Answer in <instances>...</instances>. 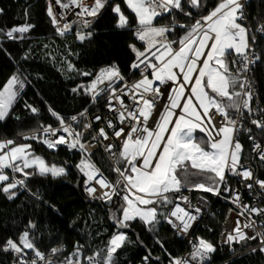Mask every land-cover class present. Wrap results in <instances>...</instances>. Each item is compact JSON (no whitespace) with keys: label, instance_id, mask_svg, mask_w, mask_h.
<instances>
[{"label":"snow or ice","instance_id":"snow-or-ice-1","mask_svg":"<svg viewBox=\"0 0 264 264\" xmlns=\"http://www.w3.org/2000/svg\"><path fill=\"white\" fill-rule=\"evenodd\" d=\"M213 2L209 8L205 0H122V4L112 0H46V15L54 34L64 37L75 29L74 40L81 45L92 41L97 21L109 12L114 29L131 32L134 42L126 45L131 62L127 72L116 61L80 69L72 60L79 53L67 44L63 55L59 49L49 51L45 44V58L54 65L59 58L57 70L73 82L66 91L73 98L90 99L91 107L104 101L105 111L90 116L91 107H86L66 117L48 105L47 111L56 122L53 127L39 123L40 109L25 102L30 118L38 122L12 139H0V192L12 200L30 177L57 178L66 173L64 166L49 165L35 155L29 141L53 151L59 146L70 152L77 150L81 158L75 167L84 191L92 200L110 206L108 219L114 230L104 247L91 255H85L90 246L79 242L65 255L63 243L49 247L58 234L49 232L44 242L42 235L36 234L38 224L30 219L18 234L0 238V253L10 255L12 264H116L118 250L129 241L126 230L137 219L152 233L163 222L176 235L191 236L193 223L206 211L203 194L223 198L233 206L225 217L221 245L234 252V244L244 247L251 241L256 247L248 251L264 254V206H257L264 201V109L252 108L253 85L248 77L254 64L264 62V47L256 50V34L264 35V12L249 21L250 0ZM176 14L192 22L177 24L173 19L170 25H157L158 19ZM33 28L24 23L0 30V36L22 41ZM177 35V39L169 38ZM137 72L140 78L129 83L128 75ZM77 79L80 82H75ZM29 83L19 73L3 83L0 121L11 115ZM96 124L102 126L96 128ZM197 131L202 134L200 139ZM241 133L246 134L252 155L247 164ZM21 138L24 142H17ZM101 149V162H109L108 176L114 173V182L93 162ZM229 175L240 181L252 203H245L242 194L230 186ZM195 177L207 179L196 182ZM185 189L202 193L195 205L182 194ZM155 243L164 249L161 240ZM188 244L190 251L184 255L172 256L164 249L168 264H210L216 251L213 243L196 236ZM58 256L63 259L57 260ZM160 261L161 257L152 258L149 253L141 264Z\"/></svg>","mask_w":264,"mask_h":264},{"label":"trees","instance_id":"trees-1","mask_svg":"<svg viewBox=\"0 0 264 264\" xmlns=\"http://www.w3.org/2000/svg\"><path fill=\"white\" fill-rule=\"evenodd\" d=\"M113 3H121L122 0H112ZM209 8L214 6L213 0H205ZM0 30H8L13 26L24 23L34 25V28L21 40H9L0 36V87L13 73H19L22 78H27L30 83L24 89L18 101L13 105L11 115L0 121V139H12L19 131H27L28 128L37 124L36 118H30L25 110V102L38 107L41 111L39 123L56 124L47 111L48 105L62 115L68 117L78 112L87 103L88 99L73 98L66 91L73 85L72 81H66L64 76L57 70L60 60L57 59L54 65L45 58L44 45L49 46V51L59 49V54L65 52V44L79 57H72L73 62L80 69H91L100 67L105 63L116 61L125 72L128 71L129 50L126 45L134 42L131 32L127 30H116L112 27L113 21L109 12H105L97 21L94 31L96 36L90 43L81 45L74 40L75 29L72 34L64 37L56 36L49 18L46 15V0H0ZM27 10V16L25 12ZM187 10V9H186ZM196 11V10H193ZM248 18L251 21L258 12H264V0H250ZM203 14H207L206 12ZM198 18V17H195ZM175 19L177 24H190L183 14H176L175 17L166 15L156 21L157 25H170ZM249 27L255 28L249 23ZM130 27H132L130 25ZM183 35V32H178ZM177 36H170V39H177ZM259 41L257 51L264 47V35L256 34ZM140 47V43L136 42ZM31 50V51H30ZM30 53L27 59L25 54ZM229 61L232 56H229ZM264 75V62H259L255 67V76L258 82ZM39 77V79H38ZM136 75H128V79H134ZM75 82H80L77 79ZM46 102V103H45ZM16 117L20 119L17 120ZM17 142H24L22 138ZM32 144L36 155L44 158L48 164L64 166L66 173L60 177L35 175L28 179L24 189L17 190V196L9 200L0 192V238H7L12 234H18L31 219L38 224L37 235H42L43 241L47 242L49 232L58 234L56 240L49 244V247H56L63 243L67 253L73 251L74 245L79 242L90 246V251L102 249L114 230V225L109 216V205L99 200H92L85 191L81 175L76 169L80 153L76 150L69 151L67 148L58 147L55 151L47 149L36 141H29ZM101 152L95 153L93 161L101 167L106 175L109 173V162H101ZM8 173L11 175L10 170ZM19 176V174H17ZM114 174L109 176L113 178ZM195 181H204L206 177H195ZM38 196L39 199H36ZM218 217L209 219L212 227L206 232L207 240L213 243L216 251L210 258V263L219 264H264V254L250 252L242 253L234 258L226 260L233 254L248 247L253 242L242 247L234 244L233 252L227 245H217L216 235L219 230ZM99 233V235H97ZM129 241L118 250L115 256L116 264H137L144 255L151 253V257H161L159 264H166V254L177 255L185 249L184 242L180 241L174 231L166 223L156 226L155 233L149 232L140 221L131 223L126 230ZM159 239L164 245L155 243ZM44 251V248H41ZM62 260L63 256L56 257ZM0 264H12V257L0 253Z\"/></svg>","mask_w":264,"mask_h":264},{"label":"built area","instance_id":"built-area-1","mask_svg":"<svg viewBox=\"0 0 264 264\" xmlns=\"http://www.w3.org/2000/svg\"><path fill=\"white\" fill-rule=\"evenodd\" d=\"M57 13H58V10H57ZM158 26H161V25H158ZM138 43H140V42H138ZM233 58H234V54L232 56V59ZM258 63L259 62L254 64L250 68V71L248 73V77L250 78V80L252 82V85H253L252 91H253L254 99L250 103H251V106H252V108L254 110L257 107H259L260 109H264V75L262 76L260 82H258V80L256 79V76H255V67L257 66ZM135 75H136V78L128 79L129 83H131L133 80H136V79L140 78L139 72H137ZM103 103H104V101H98L97 102V107H91V100L88 99L87 103L79 111H82L86 107H91V113L89 114L90 116L92 114L97 113V111H99L100 114H103L104 111H105L104 108H103ZM76 113L77 112L71 114L70 116L75 115ZM70 116H68V117H70ZM233 118H235V117L233 116ZM52 126L55 127L56 124H54ZM101 126L102 125H100V124H96V128H99ZM248 126L249 125L246 123L245 127H248ZM239 135H240L241 143L244 146V156H245L244 163L247 164V163H249L252 160V155H251V152H250L249 143L247 141L246 134L241 133ZM85 142H87V141H85ZM59 147L66 148L65 146H59ZM98 152H101L104 155L103 149H101ZM252 166L255 168V162H253ZM228 183L230 184V186L233 189L238 190L242 194V198H243L245 203H252L250 194L241 185V183H240V181L238 179H236V178L232 177L231 175H229ZM182 194L189 196L192 204H194V205L197 203L198 198L202 195V193L197 192V191H193V192L190 193L187 189H185ZM203 195H204V198L207 200L206 211H204L201 219H199L197 222L193 223V226L190 229L191 236L181 237V236H178V235L175 234V236L180 241L184 242V244H185V249L181 253H179L177 255H184L185 253L190 251V245L188 244V240H191V239H193L196 236H200V237H202V238L207 240V237H206L205 233L206 232H210L211 229H212V227H211V225L209 223V219L216 218L220 214H221V217L219 219V230H218L217 235H216V244L221 246V243H220V241H221V233L224 230L223 226L225 224V217H227L228 214H229V211H228L229 208L233 207V206L229 202H227L225 199H223V198H217V197L212 196L211 194H203ZM257 206H264V201H261L259 204H257ZM234 219H235V217L233 218V220ZM251 247H256V243H252L248 247H246V248L240 250L239 252L233 254L232 256L227 258L226 260L234 258V257H236V256H238V255H240L242 253L249 252L248 249L251 248ZM89 255H91V254H89ZM177 255H172V256H177ZM144 256H146V255H144ZM144 256H142V258ZM142 258H141V260L139 262H137V264H141ZM166 264H168L167 255H166ZM210 264H212V263H210ZM214 264H219V263H214Z\"/></svg>","mask_w":264,"mask_h":264},{"label":"rangeland","instance_id":"rangeland-1","mask_svg":"<svg viewBox=\"0 0 264 264\" xmlns=\"http://www.w3.org/2000/svg\"><path fill=\"white\" fill-rule=\"evenodd\" d=\"M195 135H196V137H197V139H200L201 138V136H202V134L201 133H199V131H197L196 133H195ZM36 155V154H35ZM39 156V155H38ZM80 158H81V155H80ZM80 158H79V160H78V162L80 161ZM77 162V163H78ZM94 162V161H93ZM95 163V162H94ZM49 165H51V164H49ZM58 166H60V165H58ZM9 174V173H8ZM105 174V173H104ZM114 174V173H113ZM10 175V174H9ZM106 175V174H105ZM106 176H108V175H106ZM108 178H109V176H108ZM110 180H112L113 182L115 181V179H116V177H115V174H114V176H113V178L111 179V178H109ZM207 179V178H206ZM202 181V180H201ZM201 181H196V182H201ZM205 181V180H204ZM138 220V219H137ZM139 221V220H138Z\"/></svg>","mask_w":264,"mask_h":264}]
</instances>
